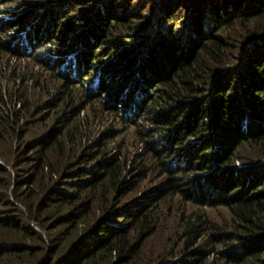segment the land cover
<instances>
[{
    "label": "trees",
    "instance_id": "trees-1",
    "mask_svg": "<svg viewBox=\"0 0 264 264\" xmlns=\"http://www.w3.org/2000/svg\"><path fill=\"white\" fill-rule=\"evenodd\" d=\"M17 8L0 59L23 27L11 56L60 83L0 84V264H264V0Z\"/></svg>",
    "mask_w": 264,
    "mask_h": 264
},
{
    "label": "rangeland",
    "instance_id": "rangeland-1",
    "mask_svg": "<svg viewBox=\"0 0 264 264\" xmlns=\"http://www.w3.org/2000/svg\"><path fill=\"white\" fill-rule=\"evenodd\" d=\"M23 1L25 0H0V18H4V17H9L10 14L9 12L10 11H17L18 10V4H21ZM144 5V7L142 8L143 12H148L149 9V4H144V3H140V5ZM71 9L70 11H72L71 14H74L76 12V8L73 7V6H70ZM6 8H10L11 10H6ZM137 10H138V7L136 6ZM140 12V11H139ZM6 19V18H5ZM8 19V18H7ZM74 18L70 17L68 18V22H70L71 20H73ZM24 28H19L18 30V38L16 39V45L18 46H21V43L23 41V32H24ZM4 33L2 30H0V38H4ZM15 36V35H14ZM13 48L12 49H18L17 46L14 48V45H12ZM43 47V43H42V46L41 48ZM21 48V47H20ZM40 48V47H39ZM12 49L4 54V58L3 59H0L1 62L3 61L4 62V65H3V68L1 69L0 71V84L1 86H3V83H4V79L6 77L9 76L8 74V69H13V66L16 67L17 65L16 64H21V69L24 70L26 69L27 72H29L30 74H34V76L36 75V77H34V79L36 80H39L42 82V86L43 87H46V92H53L55 91V89L58 87V84L60 83V80L54 78L53 76H51L48 72L47 69H43L41 66H36V65H33L31 63V61H29V58L27 57H13L11 56V51ZM21 50V49H20ZM44 66V65H43ZM6 67V68H5ZM5 68V69H4ZM10 73V71H9ZM24 87L23 89L25 90L26 93H30V95L33 93V94H36V90H38L37 88L34 89V90H30L29 88L25 87V86H22ZM66 88H69V93L71 95H73L74 97H79V92H81L80 90V85H75L74 84H70V85H67ZM88 94L86 95L87 97H84L82 99H80L81 102H84L86 100L87 102V105H88V108L90 109L91 113H100L101 112V108L99 107L98 105V101H95L94 98H92V94L87 92ZM34 102H38V101H35L34 99ZM122 115H125V112H122L121 113ZM103 116V119L101 121L104 122L103 124H110V125H113V129H116V130H119L120 133H119V139H123L125 141H127L128 143L130 142H133L136 138V135L134 133V127L133 125H130V124H133V121L132 122H129L130 120H123L121 122H117L116 120L113 119V117L109 114V113H105L103 112L102 114ZM137 118L136 120V123H139L137 124L138 125H141V124H144L146 123V118L145 115L143 114H140L138 113V115H136L133 119ZM98 122V120H97ZM100 122V120H99ZM96 123V122H95ZM98 124V123H96ZM130 125V126H128ZM103 125H95V127H93V132L94 134H96L98 131L101 130ZM133 149H136V145L132 148V146L130 145V147L128 148V150H133Z\"/></svg>",
    "mask_w": 264,
    "mask_h": 264
}]
</instances>
